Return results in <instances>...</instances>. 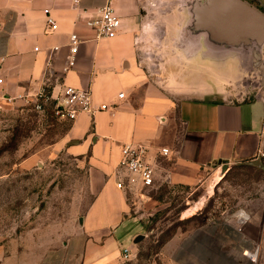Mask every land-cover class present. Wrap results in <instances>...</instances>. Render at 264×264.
Returning a JSON list of instances; mask_svg holds the SVG:
<instances>
[{"label":"crops","instance_id":"1","mask_svg":"<svg viewBox=\"0 0 264 264\" xmlns=\"http://www.w3.org/2000/svg\"><path fill=\"white\" fill-rule=\"evenodd\" d=\"M108 1L121 17V27L114 38L95 39L72 0H0V97L33 96L45 85L58 94L68 85L90 88L97 104L114 107L79 115L69 135L77 150L90 151L94 164L109 168L115 184L111 190L118 192V199L100 224L99 214L91 218L103 194V188L99 190L88 209L91 213L85 214L90 218L83 219L74 234L51 248L38 264H137L141 260L140 247L133 240L144 233V224L139 216H128L127 195L113 177L125 143L146 144L153 160L161 147L170 148L169 182L190 186L207 187L221 170L219 160L228 161L229 167L250 165L259 158L264 91L246 88L242 57L222 59L217 71L204 66L213 74L212 84H188L182 74L173 84L157 81L141 62L152 50L150 36L160 18L153 15L157 11L152 0H82L81 5L95 10ZM246 1L263 11L264 0ZM45 10L57 29L50 30ZM72 33L82 38L74 55ZM70 56L74 64L65 70ZM130 220L142 225L135 227ZM260 228L251 218L211 219L176 233L163 243L151 264H258ZM125 247L132 252L129 260L123 257Z\"/></svg>","mask_w":264,"mask_h":264},{"label":"rangeland","instance_id":"2","mask_svg":"<svg viewBox=\"0 0 264 264\" xmlns=\"http://www.w3.org/2000/svg\"><path fill=\"white\" fill-rule=\"evenodd\" d=\"M167 10L182 12L177 5H167ZM153 15L159 17L160 12ZM180 23L178 18L166 24L169 35L163 47L150 41L152 50L141 58L145 72L157 81L173 84L181 79L169 65L170 54L177 50L170 45L174 42L170 33ZM31 98L1 101L0 264H38L45 253L79 228L80 217L90 218L85 214L99 190L103 188V194L91 218L99 214L100 224L107 220L110 204L119 195L111 190L115 184L109 168L94 164L90 151L82 153L73 146L72 121L54 115V102L40 109L37 98ZM260 161L262 166L234 164L223 174L219 170L207 187L162 178L153 189L127 195L128 216H139L144 224L145 237L135 244L142 253L137 264H151L161 243L176 233L222 217L260 223L256 263L264 264V157ZM169 162H160L163 177ZM130 224L142 225L133 220Z\"/></svg>","mask_w":264,"mask_h":264},{"label":"water","instance_id":"3","mask_svg":"<svg viewBox=\"0 0 264 264\" xmlns=\"http://www.w3.org/2000/svg\"><path fill=\"white\" fill-rule=\"evenodd\" d=\"M151 4L160 12V18L150 40L160 48L169 35L165 25L181 19L179 28L170 33L174 36L170 45H175L177 50L170 54L169 65L177 74L184 76L185 83L205 81L212 84L213 74L204 66L217 71L222 59L240 56L246 88H264L263 11L246 0H152ZM167 5H177L182 12L165 11ZM217 162L223 174L229 162ZM248 163L262 166L260 159ZM79 223H83V217L79 218ZM144 237V234L137 235L134 243H139Z\"/></svg>","mask_w":264,"mask_h":264},{"label":"built area","instance_id":"4","mask_svg":"<svg viewBox=\"0 0 264 264\" xmlns=\"http://www.w3.org/2000/svg\"><path fill=\"white\" fill-rule=\"evenodd\" d=\"M73 6L79 9L80 19L84 21L87 29H90L94 33L95 39L114 38L118 35L119 27H121V17L117 14L114 6L111 2H107L103 6L91 10L87 7H82V0H72ZM264 8V6H263ZM47 13V22L50 26V30L58 28L55 20L49 13V10H45ZM264 12V9H263ZM82 42V38L77 33H72L70 36V52L74 55L79 44ZM58 47H55L57 50ZM69 66L65 70L71 68L74 64V59L70 56ZM0 78V83L2 82ZM264 91V88H262ZM124 92L119 94L120 98L124 97ZM36 97L38 100L37 107L42 108L48 103L54 102V106L51 111L54 115L61 119H68L74 121L81 114H94L96 111H106L112 109L108 103L97 104L94 100L92 91L90 88L81 89L74 86L65 85L63 89L58 93H54V88L49 85L43 86L35 95H20L22 100L30 101ZM13 100L10 96L0 97L1 101ZM260 148L259 158L264 157V125L260 131ZM171 154V150L168 147H161L156 153L154 160L152 159L151 148L146 144L125 143L121 147V158L118 162V167L113 173V177L116 181V185L119 190L123 191L126 195H139L144 190L158 186L159 182L164 178V181L169 182L168 172L170 167L166 168L165 176H162L160 168L163 167L162 161L166 160ZM124 259L129 260L132 252L128 247L123 249ZM252 260H256L253 254L249 256Z\"/></svg>","mask_w":264,"mask_h":264},{"label":"trees","instance_id":"5","mask_svg":"<svg viewBox=\"0 0 264 264\" xmlns=\"http://www.w3.org/2000/svg\"><path fill=\"white\" fill-rule=\"evenodd\" d=\"M170 238H171V237H170ZM170 238H169V239H170ZM169 239H167V240H169ZM167 240H166V241H167ZM166 241H165V242H166ZM165 242H163V243H165ZM163 243H161V244L163 245ZM162 245H161V246H162Z\"/></svg>","mask_w":264,"mask_h":264},{"label":"bare ground","instance_id":"6","mask_svg":"<svg viewBox=\"0 0 264 264\" xmlns=\"http://www.w3.org/2000/svg\"><path fill=\"white\" fill-rule=\"evenodd\" d=\"M196 208V207H195ZM192 212V211H191ZM190 213V212H189ZM190 215V214H189Z\"/></svg>","mask_w":264,"mask_h":264}]
</instances>
